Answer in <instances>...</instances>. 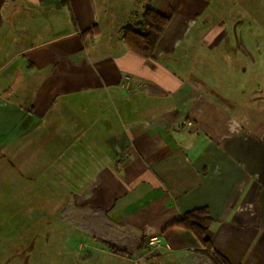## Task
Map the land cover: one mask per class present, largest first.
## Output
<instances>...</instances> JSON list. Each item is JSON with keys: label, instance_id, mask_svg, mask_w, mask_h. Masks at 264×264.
Segmentation results:
<instances>
[{"label": "crops", "instance_id": "obj_1", "mask_svg": "<svg viewBox=\"0 0 264 264\" xmlns=\"http://www.w3.org/2000/svg\"><path fill=\"white\" fill-rule=\"evenodd\" d=\"M213 2L152 0L170 20L145 58L97 0H0V118L20 130L0 146L70 135L91 264H264V0H219V31ZM202 207L209 245L173 225Z\"/></svg>", "mask_w": 264, "mask_h": 264}, {"label": "rangeland", "instance_id": "obj_2", "mask_svg": "<svg viewBox=\"0 0 264 264\" xmlns=\"http://www.w3.org/2000/svg\"><path fill=\"white\" fill-rule=\"evenodd\" d=\"M97 3L106 19L121 17L119 28L138 21L143 12V1ZM209 14V28L215 25L219 31V0H214ZM3 121L9 124V119L0 118V141L8 142L20 130L17 127L7 132ZM44 136L47 145L38 134L0 146V264H91L82 257L95 242L87 231L72 224L77 212L76 194H84L88 184L71 182L67 173L72 165H60L72 162V140L69 134L58 138L51 131ZM58 140L69 149L56 148ZM62 177L64 180H60ZM14 208L15 214L11 212ZM83 244L84 249L79 250ZM111 257L114 263L131 264L128 259Z\"/></svg>", "mask_w": 264, "mask_h": 264}, {"label": "trees", "instance_id": "obj_3", "mask_svg": "<svg viewBox=\"0 0 264 264\" xmlns=\"http://www.w3.org/2000/svg\"><path fill=\"white\" fill-rule=\"evenodd\" d=\"M136 1H143V12L138 21L127 23L121 28V41L130 50L145 58H151L160 36L169 23L170 17L155 10L151 4L152 0ZM211 222L212 218L209 210L202 207L186 212L173 225L190 230L205 245H209L205 236ZM101 242L112 253H123V250L111 241L101 240Z\"/></svg>", "mask_w": 264, "mask_h": 264}, {"label": "built area", "instance_id": "obj_4", "mask_svg": "<svg viewBox=\"0 0 264 264\" xmlns=\"http://www.w3.org/2000/svg\"><path fill=\"white\" fill-rule=\"evenodd\" d=\"M188 124H191L190 122H188ZM158 242V240L157 239H152V244H156Z\"/></svg>", "mask_w": 264, "mask_h": 264}]
</instances>
